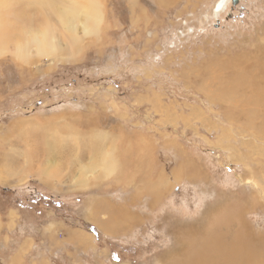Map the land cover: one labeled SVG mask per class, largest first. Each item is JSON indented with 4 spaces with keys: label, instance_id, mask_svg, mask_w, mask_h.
Here are the masks:
<instances>
[{
    "label": "rangeland",
    "instance_id": "obj_1",
    "mask_svg": "<svg viewBox=\"0 0 264 264\" xmlns=\"http://www.w3.org/2000/svg\"><path fill=\"white\" fill-rule=\"evenodd\" d=\"M263 62L264 0H0V187L71 199L0 212V264H264Z\"/></svg>",
    "mask_w": 264,
    "mask_h": 264
},
{
    "label": "bare ground",
    "instance_id": "obj_2",
    "mask_svg": "<svg viewBox=\"0 0 264 264\" xmlns=\"http://www.w3.org/2000/svg\"><path fill=\"white\" fill-rule=\"evenodd\" d=\"M50 2H51V4L52 5H54V0H49ZM225 1H227V0H223V2L225 3ZM64 3V1H61V3ZM220 1H218L217 3H216V8H222V4L223 3H219ZM62 3V4H63ZM65 4H67V3H65ZM65 4H63V5H65ZM60 8V12L57 14V15H59L60 16V19H61V21H62V23L64 24V26H67V29H68V25H69V28L70 29H73L74 28V20L79 16L78 15V11L75 9V8H73V7H71V5L70 6H62V7H59ZM58 9V8H57ZM86 10V9H85ZM90 12V11H89ZM85 14V13H84ZM89 15V16H88ZM58 16V17H59ZM88 17H91V19H94V18H97L98 16L95 14V15H93L92 13H90V14H86L85 15V21L86 22H84V30H86V31H91V25H90V23H89V21L90 20H88ZM59 19V20H60ZM44 25H46V23L44 24ZM49 24H47V26H48ZM39 28L41 27V26H38ZM32 28V27H31ZM48 28V27H47ZM47 28H44V26H43V28H40V30L38 31V32H36V30H34L35 31V33H33V35L32 36H28V37H26L28 40L23 44V45H20V46H18L19 47V49L21 50V51H26V50H34L36 53H38V54H42L43 52H45V51H50V52H55V49H56V43L54 42V37H52L51 36V33H50V30L49 29H47ZM50 28V27H49ZM53 28H55V27H53ZM64 28V27H63ZM27 29H29V28H27ZM66 29V30H67ZM31 30V29H30ZM26 31V30H25ZM24 31V32H25ZM33 31V30H32ZM33 31V32H34ZM23 32V31H22ZM32 33V32H31ZM24 34V33H23ZM23 34H21V32H20V34L18 35L19 37H20V35H21V37H22V35ZM26 34H28V33H26ZM17 36V37H18ZM24 36H25V34H24ZM23 36V37H24ZM53 36H54V34H53ZM17 39H19V38H17ZM17 39H16V41H17ZM25 39V38H24ZM23 39V40H24ZM22 42V41H21ZM19 44V43H18ZM21 44V43H20ZM5 47H6V45H5ZM58 50H59V48H58ZM18 53V52H17ZM25 53V52H24ZM26 54V53H25ZM30 54V53H29ZM33 54V53H32ZM38 54H36V55H38ZM29 56V55H28ZM55 57H56V55H55ZM237 61V60H236ZM251 61V60H250ZM264 63V62H263ZM262 66V65H261ZM259 69V68H258ZM264 70L262 69V73H264L263 72ZM257 72V71H256ZM250 73V72H249ZM255 73V72H254ZM259 73H260V71H259ZM258 73V74H259ZM251 74V73H250ZM241 78H242V75H240L239 76V79H238V81L240 82L241 81ZM252 79H254V77L252 76V74H251V76L250 77H246V78H244L243 80H242V82H244V83H248L247 85L248 86H250L251 85V87L253 86L254 88H256V87H259L260 85H259V83H258V86H255V85H257V84H255V85H253V82L255 83L256 81L255 80H253V82H252ZM260 79V78H259ZM263 81H264V78H263ZM261 83V82H260ZM226 86V85H225ZM230 88V87H229ZM262 88H263V86H262ZM234 89V88H233ZM237 89V88H236ZM99 155V154H98ZM107 156V155H106ZM103 157V156H102ZM109 158H111V157H109ZM112 160H115V159H113L112 158ZM103 161V160H102ZM117 161V160H116ZM119 161V160H118ZM91 168V167H90ZM90 168H87V167H81V171L83 172V174H84V176L85 177H88L87 176V173L89 172V170H90ZM190 168V167H189ZM193 168H195V166L193 167ZM101 169V168H100ZM101 171V170H100ZM104 171V170H103ZM109 172H111V168L110 167H107L106 169H105V171H104V173H109ZM49 174V173H48ZM110 174V173H109ZM101 175V174H100ZM99 175V176H100ZM51 176V175H50ZM88 180V179H87ZM240 215H238L237 217L238 218H240L239 217ZM240 221H242V220H240ZM244 225V222H243V224H242V226ZM245 226V225H244ZM248 226V225H247ZM193 228V227H192ZM196 229V228H195ZM182 230V229H181ZM190 230V229H189ZM195 231V230H194ZM244 233H247V232H237V235H236V237H235V239H234V241L228 246V247H226V249L225 250H223L224 252H222L223 253V255L221 256V252L220 251H217L216 253H215V255H217V257H218V259L217 260H219V257L221 256V258L220 259H224V261H228V260H233L232 262H234V261H237V262H239V264H245L246 262H247V264H253V262L254 261H257V258H258V254L257 253H259V252H253V251H246V250H242V248H244V247H241V250H236V249H234L233 248V246L234 245H236V244H240V243H242V240L244 241V242H246V243H249L248 241V239H245V238H243L242 237V235L243 236H245L246 234H244ZM200 233H197V232H193L192 231V235H199ZM242 234V235H241ZM247 235L250 237V235L247 233ZM194 237V236H193ZM192 237V238H193ZM196 237H198V236H196ZM221 237V236H220ZM192 238H191V240L190 241H193L192 240ZM217 243V242H216ZM222 246V245H221ZM240 246V245H239ZM245 246L247 247V245L245 244ZM249 246V245H248ZM223 247V246H222ZM251 248V247H250ZM253 248V247H252ZM246 249V248H245ZM254 249V248H253ZM247 250H248V247H247ZM251 250V249H250ZM254 250H256V248L254 249ZM203 253V252H202ZM195 254V253H194ZM196 255V254H195ZM199 255V254H198ZM198 255H196V256H198ZM263 255V254H262ZM261 257V256H260ZM189 258H190V256H189ZM198 258V257H197ZM217 260H213L212 259V264H215L216 262H217ZM230 261V264L232 263ZM253 261V262H252ZM191 262V261H190ZM189 262V263H190ZM197 263V262H196ZM218 263V262H217ZM236 263V262H235ZM259 262H257L256 264H258Z\"/></svg>",
    "mask_w": 264,
    "mask_h": 264
},
{
    "label": "trees",
    "instance_id": "obj_3",
    "mask_svg": "<svg viewBox=\"0 0 264 264\" xmlns=\"http://www.w3.org/2000/svg\"><path fill=\"white\" fill-rule=\"evenodd\" d=\"M0 199L4 200L0 205L2 214H5L10 208H18L24 216L32 215L36 219H43L50 210L61 213L70 206L71 201L69 198H58L45 191L39 190L29 197L18 190L2 187H0ZM106 241L107 239H105ZM102 243L104 242L101 241L98 245ZM108 243L113 260H120L128 254L135 256L138 251L122 245L118 246L116 243Z\"/></svg>",
    "mask_w": 264,
    "mask_h": 264
},
{
    "label": "crops",
    "instance_id": "obj_4",
    "mask_svg": "<svg viewBox=\"0 0 264 264\" xmlns=\"http://www.w3.org/2000/svg\"><path fill=\"white\" fill-rule=\"evenodd\" d=\"M110 188H112V187H110ZM109 193H111L110 191H107L104 195L105 196H107V195H109ZM108 197V196H107ZM101 202H105V203H108L109 201H101ZM108 205V204H107ZM55 224H57V226L58 227H60V224H58V223H53V226L55 225ZM202 226H203V222H201L198 226H197V228H202ZM196 228V227H195ZM77 234H80L79 232H77V233H70V235H77ZM83 235V234H82Z\"/></svg>",
    "mask_w": 264,
    "mask_h": 264
},
{
    "label": "built area",
    "instance_id": "obj_5",
    "mask_svg": "<svg viewBox=\"0 0 264 264\" xmlns=\"http://www.w3.org/2000/svg\"><path fill=\"white\" fill-rule=\"evenodd\" d=\"M182 29V28H181ZM179 30L180 31V33H181V36H185L186 35V33L185 32H183L182 30Z\"/></svg>",
    "mask_w": 264,
    "mask_h": 264
},
{
    "label": "water",
    "instance_id": "obj_6",
    "mask_svg": "<svg viewBox=\"0 0 264 264\" xmlns=\"http://www.w3.org/2000/svg\"><path fill=\"white\" fill-rule=\"evenodd\" d=\"M234 1V3H235V1H238V0H233Z\"/></svg>",
    "mask_w": 264,
    "mask_h": 264
}]
</instances>
